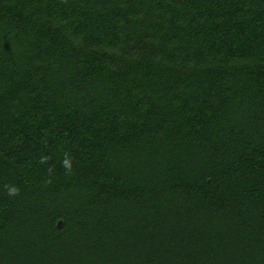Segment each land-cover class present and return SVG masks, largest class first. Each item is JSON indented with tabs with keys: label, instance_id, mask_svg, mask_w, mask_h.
<instances>
[{
	"label": "trees",
	"instance_id": "1",
	"mask_svg": "<svg viewBox=\"0 0 264 264\" xmlns=\"http://www.w3.org/2000/svg\"><path fill=\"white\" fill-rule=\"evenodd\" d=\"M0 264H264V0H0Z\"/></svg>",
	"mask_w": 264,
	"mask_h": 264
},
{
	"label": "clouds",
	"instance_id": "2",
	"mask_svg": "<svg viewBox=\"0 0 264 264\" xmlns=\"http://www.w3.org/2000/svg\"><path fill=\"white\" fill-rule=\"evenodd\" d=\"M46 158H42V162L43 160ZM63 166L66 169V174H71L72 169H71V160L70 157L68 156V154H65V159L63 160ZM51 171V169L49 170ZM51 181H49L50 183ZM5 188L7 190V195L9 196H15L19 194V188L16 186H9V185H5Z\"/></svg>",
	"mask_w": 264,
	"mask_h": 264
}]
</instances>
